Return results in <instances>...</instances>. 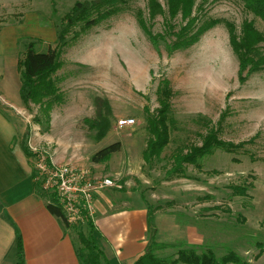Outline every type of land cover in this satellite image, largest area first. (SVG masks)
<instances>
[{
    "label": "rangeland",
    "instance_id": "374dc122",
    "mask_svg": "<svg viewBox=\"0 0 264 264\" xmlns=\"http://www.w3.org/2000/svg\"><path fill=\"white\" fill-rule=\"evenodd\" d=\"M86 1L94 0H0V102L22 107L8 114L31 132L29 147L47 151L58 165L89 171L95 181L119 183L121 188L96 195L97 209L105 197L113 208L138 201L162 213L156 217L166 245L161 257L188 248L189 236L218 257L233 251L244 264H264V72L240 82L226 25L234 24L239 34L252 21L264 33V22L241 0H196L197 21L219 23L193 47L170 55L164 41L157 51L139 26V12L149 19L148 0H118L122 10L112 18L86 30L81 24L68 27L65 17ZM159 1L167 10V0ZM165 22L158 16L149 26L154 34H166ZM32 45L38 52L63 49L54 75L63 101L51 109L25 106L21 98L19 61ZM167 80L174 91L171 142L149 162L144 151L155 139L150 120L161 109L158 90ZM98 97L109 101L113 123L100 142L87 123L97 116ZM124 119L136 124L118 128ZM211 135L236 146L235 152L199 158L201 168L178 164ZM117 142L122 150L96 169L92 157Z\"/></svg>",
    "mask_w": 264,
    "mask_h": 264
},
{
    "label": "trees",
    "instance_id": "16d2710c",
    "mask_svg": "<svg viewBox=\"0 0 264 264\" xmlns=\"http://www.w3.org/2000/svg\"><path fill=\"white\" fill-rule=\"evenodd\" d=\"M149 19H146L142 12L138 14L140 28L146 34L152 45L160 51L162 41L166 43V48L170 55L179 50H186L197 44L201 37L216 26L218 20L198 22L193 15L196 0H167V10L159 0H148ZM249 13L264 22V0H241ZM118 0H94L78 2L71 12L65 17L68 27L81 24L82 29H90L99 25L103 21L112 18L121 12ZM158 16L165 18L166 34H154L150 28V22ZM180 19L183 22L180 27L172 21ZM230 33V44L232 50L239 61V80L243 84L254 74L264 72V33L259 31L252 21H245L242 30L238 34L237 28L232 23H226ZM64 33L62 34L63 37ZM66 44V43H64ZM62 48L55 47L47 52H38L34 45L30 46L26 55L19 61V72L21 76L20 94L25 106L31 103L40 104L48 109L53 108L55 101H63L58 81L54 75L61 68ZM174 91L170 82L164 81L158 90V100L161 109L157 116L152 117L149 131L155 136L154 140L148 142V148L144 151V158L151 161L153 156H159L171 142L169 123L174 122L171 101ZM97 105V116L93 120H88L89 128L95 132L94 138L100 142L112 130V108L109 101L101 99L95 100ZM30 133V135H29ZM31 132L27 131L22 143V149L28 155L34 154L29 147ZM237 147L225 143L214 135H211L203 147L194 148L192 152L177 159L178 164L187 162L201 168L199 158L213 155L218 150L234 153ZM122 150V143L117 142L92 157L95 164L106 163L111 160L113 154ZM33 155V156H32ZM36 188L39 187L36 184ZM40 188V187H39ZM41 189V188H40ZM42 190V189H41ZM245 194L244 188L238 189ZM49 211L57 218L61 219L65 228L74 238L76 253L80 264H108V259L100 247L99 233L95 227L93 219L89 218L84 224L71 227L68 224L65 213L59 204L55 194L48 195ZM148 209V245L143 256L136 264H244L243 259L235 252H230L222 257H218L211 249H206L204 245H188V248L180 249L174 258H164L159 252L166 249V245L157 240L156 231V210L151 206ZM72 230L76 237L73 236ZM17 264H26L25 252L21 237L18 239Z\"/></svg>",
    "mask_w": 264,
    "mask_h": 264
},
{
    "label": "crops",
    "instance_id": "0c3cea01",
    "mask_svg": "<svg viewBox=\"0 0 264 264\" xmlns=\"http://www.w3.org/2000/svg\"><path fill=\"white\" fill-rule=\"evenodd\" d=\"M4 101L0 102V264H17L19 237L26 264H80L74 238L62 220L49 211L47 193L36 188L34 156L22 149L26 130L8 114L22 107ZM94 166L99 169L103 164ZM101 199L94 224L108 264H136L149 241L147 204L135 201L132 206L113 208L114 202ZM155 215L158 220L162 213ZM158 233L159 227L157 240L161 242ZM187 240L188 244H201L189 236Z\"/></svg>",
    "mask_w": 264,
    "mask_h": 264
},
{
    "label": "built area",
    "instance_id": "2783aa9c",
    "mask_svg": "<svg viewBox=\"0 0 264 264\" xmlns=\"http://www.w3.org/2000/svg\"><path fill=\"white\" fill-rule=\"evenodd\" d=\"M134 119L119 120L118 128H131ZM35 156V183L47 194H55L71 227L95 218L98 213L96 195L109 188H121L119 183L109 178L96 180L89 171L74 165H58L47 151H37Z\"/></svg>",
    "mask_w": 264,
    "mask_h": 264
}]
</instances>
